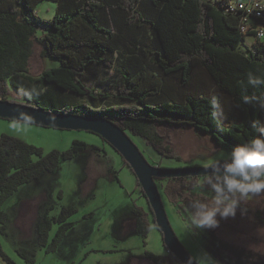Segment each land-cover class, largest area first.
I'll use <instances>...</instances> for the list:
<instances>
[{
    "label": "trees",
    "instance_id": "obj_1",
    "mask_svg": "<svg viewBox=\"0 0 264 264\" xmlns=\"http://www.w3.org/2000/svg\"><path fill=\"white\" fill-rule=\"evenodd\" d=\"M41 1L0 0V99L110 119L166 158H180L163 132L166 128L199 130L230 151L256 135L251 122L264 120V112L243 104L240 97L245 88L249 95L264 97V85H247L249 72L264 79V37L241 31L242 12H228L230 0H49L55 3L49 20L36 15ZM255 20L264 28V17ZM251 35L255 41L247 45ZM35 44L41 57L54 58L59 65L31 74ZM110 70L118 74L119 83L114 88L102 87L99 79ZM12 94L19 100L12 99ZM213 94L225 106L224 123L211 115ZM235 103L241 107H233ZM87 147L84 141L73 140L66 150L44 152L1 133L0 234L6 233L8 218L2 209L4 200L22 184L54 171L61 159L73 158ZM195 177L162 178L167 180L166 198L176 202V182ZM50 209L36 225L37 246L46 252L56 250L74 226L69 219L76 212L74 207L63 206L51 216ZM34 210L31 200L21 202V218L33 216ZM132 210L143 239L149 219L143 207ZM54 225L57 228L49 238ZM16 252L25 264L36 262L35 249L17 247ZM0 256L6 264H17L1 243ZM144 256L153 264H180L166 248L164 254L144 250Z\"/></svg>",
    "mask_w": 264,
    "mask_h": 264
},
{
    "label": "rangeland",
    "instance_id": "obj_2",
    "mask_svg": "<svg viewBox=\"0 0 264 264\" xmlns=\"http://www.w3.org/2000/svg\"><path fill=\"white\" fill-rule=\"evenodd\" d=\"M264 2V1H263ZM55 3L49 0L41 1L36 7V15L42 20L52 18ZM41 34V28L36 35ZM255 41L254 36L248 39ZM247 41V45L253 43ZM246 47V46H245ZM245 47H242L243 49ZM58 60L41 57L40 48L34 46L30 60L31 74H37L42 68L58 66ZM102 87L114 88L119 83V76L114 70L108 75L100 77ZM12 99L19 100V96L12 94ZM175 147L179 159L162 157L148 146L144 145L140 137L129 134L146 159L152 164L162 167L207 166L208 162L217 157L221 150L230 152L217 144L209 134L193 128H166L163 130ZM6 133L19 137L29 143L41 147L44 152L51 149L59 151L71 147L73 140H82L88 147L77 156L61 159L57 168L44 173L40 178L19 186L2 204L7 213L6 233L0 234L3 250L18 264H25L13 246H23L36 250L34 264H109L118 263L129 258V251L142 254L149 250L156 254H164L165 248L157 227L152 222L146 198L136 184V178L128 165L121 160L120 154L104 141L99 135L85 130L59 129L21 122L0 117V134ZM96 146L97 149H93ZM154 165V164H153ZM204 176L185 178L176 183V202H170L164 193L166 179H156L155 183L161 196L170 224L180 243L198 264H206L207 253L215 264H228L229 257L242 259L246 255L243 246H236L224 240L220 232L226 230L220 222L239 223L240 210L234 218L221 219L215 229L191 231L188 217L195 198L208 193L206 185L201 188ZM24 200H31L34 204V215L28 218L20 216V205ZM51 206L49 215H57L61 207H74L76 212L70 216L74 228L69 229L65 238L55 251L46 252L44 247L37 246V220ZM132 206L145 209L149 219V230L143 237L135 233L130 234L134 215ZM246 209L242 216L244 222L250 221V242L264 235V195L254 197L243 204ZM93 212L94 217L83 218L84 213ZM219 219V217H218ZM124 222L127 238L119 239L113 235V229L118 222ZM57 228L54 225L49 232L51 238ZM252 244V243H250ZM94 248L101 251L90 253ZM114 249L107 252L106 249ZM263 248V247H262ZM225 253V255L223 254ZM229 253L234 256H229ZM239 264L238 261H232ZM250 264H264V252L250 245Z\"/></svg>",
    "mask_w": 264,
    "mask_h": 264
},
{
    "label": "clouds",
    "instance_id": "obj_3",
    "mask_svg": "<svg viewBox=\"0 0 264 264\" xmlns=\"http://www.w3.org/2000/svg\"><path fill=\"white\" fill-rule=\"evenodd\" d=\"M247 85L257 88L264 85V79L249 72ZM240 99L264 112V97L249 95L245 88ZM210 103L213 119L224 123L227 112L219 95L213 94ZM233 107L239 108L241 104L235 103ZM251 128L256 133L253 138L235 145L230 152L221 150L208 162L210 171L200 183L201 188L206 185L210 191L194 199L188 217L191 231L215 229L221 219L234 218L238 209L243 215V204L264 195V120H253ZM205 256L206 264H215L207 253Z\"/></svg>",
    "mask_w": 264,
    "mask_h": 264
},
{
    "label": "water",
    "instance_id": "obj_4",
    "mask_svg": "<svg viewBox=\"0 0 264 264\" xmlns=\"http://www.w3.org/2000/svg\"><path fill=\"white\" fill-rule=\"evenodd\" d=\"M0 117L59 129L85 130L99 135L121 155L134 173L167 252L171 253L180 264H198L175 235L155 178L206 175L210 171L207 166L162 167L152 165L131 137L113 121L104 117L53 112L26 103L3 99H0Z\"/></svg>",
    "mask_w": 264,
    "mask_h": 264
},
{
    "label": "crops",
    "instance_id": "obj_5",
    "mask_svg": "<svg viewBox=\"0 0 264 264\" xmlns=\"http://www.w3.org/2000/svg\"><path fill=\"white\" fill-rule=\"evenodd\" d=\"M261 1L263 2L264 0H261ZM247 40H250V42L253 41L251 38L250 39L247 38ZM132 208H133V206H132ZM132 208H131V212L134 215V217H133L131 224L128 225V227L130 228L129 232H130V234L135 233L138 237H141L137 231V228H136L137 216H136V214H134ZM92 217H94L93 212H92V215L86 219H89ZM83 218H84V216H83ZM238 219H241V220L239 221V223H235V224H233V223L226 224L223 221L220 222L226 228V230L224 232H220V235L224 240H227L228 242H231L232 244H234L238 247L243 246V248L247 250V252H245L246 255L241 256L242 259H237L233 254L229 253V256H234V257H229V259H233V260H230L228 262V264H234V262H232L234 260L238 261L239 264H250V245L253 246L257 250L264 252V235H262L263 236L262 238H255L254 237V240L252 242H250V221L244 222L241 215L238 216ZM74 226L71 229H73ZM125 228H126V226H125L124 222L120 221L117 223V226H115L112 233L114 236H117L118 238L120 237L119 239H121V240L126 239L128 236H127V230ZM148 230H149V222H148ZM67 232H66V234H67ZM1 235H4V234H1ZM62 240H61V242H62ZM250 243H252V244H250ZM17 247H23V246H13L14 252H16ZM24 248H27V247H24ZM95 251L98 252L101 250L99 248H94L89 252L93 253ZM106 251L112 253L114 251V249H112V248L106 249ZM128 253H129L128 259L127 258L125 259V257H126L125 256L121 262H118V263L115 262L114 264H153L149 259H147L144 256V252L142 254H133L131 251H129ZM16 254H17V252H16ZM223 254L225 255L224 252H223ZM0 260L2 262H4L1 258V256H0ZM109 264H113V263H109Z\"/></svg>",
    "mask_w": 264,
    "mask_h": 264
},
{
    "label": "built area",
    "instance_id": "obj_6",
    "mask_svg": "<svg viewBox=\"0 0 264 264\" xmlns=\"http://www.w3.org/2000/svg\"><path fill=\"white\" fill-rule=\"evenodd\" d=\"M226 10L228 12H242L241 31L255 32L259 37H264V28L259 23L256 24L255 18L264 17V3L261 0H230ZM0 264H6L0 260Z\"/></svg>",
    "mask_w": 264,
    "mask_h": 264
}]
</instances>
